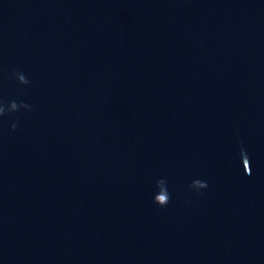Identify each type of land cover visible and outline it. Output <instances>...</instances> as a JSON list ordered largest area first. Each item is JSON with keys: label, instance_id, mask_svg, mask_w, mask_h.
I'll return each instance as SVG.
<instances>
[{"label": "water", "instance_id": "1", "mask_svg": "<svg viewBox=\"0 0 264 264\" xmlns=\"http://www.w3.org/2000/svg\"><path fill=\"white\" fill-rule=\"evenodd\" d=\"M0 107V264H264V0H0Z\"/></svg>", "mask_w": 264, "mask_h": 264}, {"label": "clouds", "instance_id": "2", "mask_svg": "<svg viewBox=\"0 0 264 264\" xmlns=\"http://www.w3.org/2000/svg\"><path fill=\"white\" fill-rule=\"evenodd\" d=\"M18 81L20 84H27L28 81L25 79L24 75H19L18 76ZM9 112H15L17 111V104L15 102H13L11 104L10 110H8ZM5 114V109L3 107H0V116ZM196 184H198L200 187L202 188H206L207 185L203 182L200 181H195ZM161 196L160 195H155L154 196V203L160 207H166L167 204L169 203V193L163 196V203H161Z\"/></svg>", "mask_w": 264, "mask_h": 264}]
</instances>
